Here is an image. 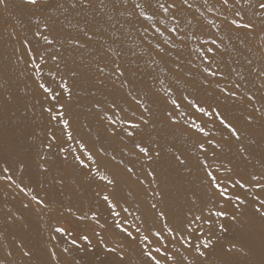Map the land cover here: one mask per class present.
Listing matches in <instances>:
<instances>
[{"label": "bare ground", "instance_id": "1", "mask_svg": "<svg viewBox=\"0 0 264 264\" xmlns=\"http://www.w3.org/2000/svg\"><path fill=\"white\" fill-rule=\"evenodd\" d=\"M201 1L188 0V5H191L188 7L182 3V0H126V2L121 0L115 5L113 0H105L106 8L95 5L93 10L83 12L65 11L64 8L59 7L64 0H51V6L44 11L26 6L22 0H8L7 8L0 6V169L3 167L12 169L13 179L18 183L22 180L25 185H30L34 189L33 194H38L49 204V207H41L36 211L32 201H21L20 196L16 192L13 193L10 187L3 189L0 185V264H148V258L142 254L145 245L153 250V254L157 255L158 259L161 255L154 252L156 246H166L174 255L179 250L178 259L185 255L193 259V255L185 251L181 244L175 241L168 242L170 237L167 232L163 233L165 240L159 241L150 231L160 230L163 223L150 208L152 203H156L158 209L166 212L169 224L174 226L190 208L198 210L199 202L195 206L191 203L194 195L205 199L211 197L212 203L208 205L209 207L218 200V196L208 189L204 180V171L197 161V157H203L198 150L197 142L207 138L190 130L189 125L184 123L185 120L198 118V122L206 123L207 130L213 133L218 143H221L222 150L206 145L209 147L208 154H212L213 151L217 153L215 160L208 156L209 164L212 166L210 170L215 172L217 166L230 162L235 172L228 174L221 169L216 173L218 177L232 175L248 181L252 174L264 172V119L256 113V123L248 126L245 117L251 108L247 107V102L225 105L222 98L217 99L214 88L205 89L200 86V73L193 68L194 64H200L197 50L201 48L204 39L198 40L199 36L202 37L203 33L207 32L210 35L208 39L223 37L225 45L234 46L230 48L229 59L240 61V64L233 63L232 67L242 70L247 81L252 82L245 83L247 88L258 97L253 103L259 106V98H264V92L259 90L261 81L254 78L250 71L252 66L246 64L245 58L251 59L255 67H260L264 60V33L260 32L261 17L258 15L260 0H251V5L244 6L247 18L254 20L258 25L256 32L251 34L231 31L223 22L220 13L227 15L230 20L234 8L226 10L219 0H207L208 7L201 5ZM170 3H176L177 10H170L165 14L160 5L167 6ZM137 4L144 5V11L154 15L155 27L164 31L165 36L169 35L167 30L175 24L172 15L179 19V36H173L172 41L178 44L177 47L173 48L170 43H165L164 37L155 32L153 22L145 20L140 15L141 9L136 7ZM84 17L92 21L93 28L99 34L96 40L89 43L82 52H73L71 46L67 45V40L70 36L77 35L81 40H86L79 32L84 26ZM37 19L41 24L46 19L52 23L50 32L46 34L64 42L65 48L68 49L64 54L70 64L72 60L77 63H87L90 65V74H93L96 72L97 63L103 66L107 62L102 58V53L110 45L115 51L123 53L124 63L132 69L127 74L132 82L131 87L121 90L118 95H114L111 82H108L107 87L95 90V97L90 95V91H86L89 85L86 82L82 83L79 88L74 89L76 98L71 102L69 110L76 121L74 127L77 139L82 138L97 157L98 163L102 166L101 171H105L106 167L110 173H115L117 184L115 189L112 187L111 190L109 189L108 194L119 201L121 210L127 207L134 213V218L125 213L121 216V222L127 223L129 229H133L132 225L136 227L138 224L145 232L142 231L141 235L135 234L134 236H137L135 241L113 227L114 217L103 201L97 198L86 201L82 195L73 192L78 185L85 187L84 189L88 187V190L94 188L95 184L105 187L103 182L95 183L76 166L60 164L58 161L54 162V170L51 174H40L39 164L42 162L40 154L51 155L42 146L44 137L41 133L45 121L33 114V112L38 113V109L32 111L25 109V104L31 107L34 103L31 97L25 96V86L34 87V85L28 78L31 71L28 70L26 74V64L19 60L24 54L20 41L23 37L33 39V32L37 30ZM212 21L220 25L221 31L217 32L210 26ZM40 30L43 31V28L41 27ZM113 31L122 43H113L116 39L112 37ZM238 36L243 38L245 43L241 44ZM157 43L166 49L165 53H159L155 47ZM58 46L59 44L54 45L49 50L55 51ZM94 49H99L100 54L93 51ZM175 63H180L183 70L177 72ZM224 70L228 71L227 68ZM188 71L193 73L192 77L186 75ZM161 80L164 81V87L172 88L175 93L173 98L179 99L188 95L206 104L221 103L222 110L228 118L243 130L242 142L247 147L248 159L245 160L239 153L238 142L224 139L229 134L218 122L194 114V110L186 101L181 100V110L188 115L178 116L180 125L171 126L164 116L166 110H171V105L165 103ZM129 91L137 98L145 99L154 113L155 127L144 128L142 137L150 147L159 145L162 151V157L152 165L157 172L156 182L140 183V180L146 178V173L141 170L139 163L136 164V176H131L123 165H117L111 160L113 154L117 159L123 157L126 164L129 160H134V156H124L122 152L123 149L130 150L132 145L127 139L122 141L110 137L95 110L89 111L94 100L101 101L107 107L113 99H116L124 109L120 116L127 115L133 118L132 112L136 111L138 117L140 111L132 97L127 95ZM179 111L174 114H178ZM37 136L40 138L37 139ZM251 140H255L256 144H250ZM101 147L108 155L99 153L98 149ZM177 155L186 159L187 164L179 165L175 160ZM69 159L71 160V157ZM21 164L24 165L23 173L18 170ZM188 168L192 171L189 172ZM54 176L63 178L64 183H57L53 179ZM157 184L160 185L159 189L156 188ZM153 189L162 191L163 200L159 195H152ZM230 191L234 190L230 188ZM258 191L254 187L251 188L248 195L249 203L242 208L244 216L240 224L221 221L229 227V231L216 232L214 237L218 238L216 248L207 254L206 260L201 258L203 264H221L224 258L223 251L232 245H236L237 249L243 248V251H234L228 258L234 259L237 264H258L264 253V220L255 213L252 203V196ZM24 204L30 206L25 208ZM225 204L230 211L234 210L231 204L227 202ZM92 213L97 214V224L90 218ZM81 215L87 216L88 219L78 220L77 217ZM137 216L141 219L137 220ZM69 225L74 227L70 231L71 236L58 234L54 230L56 227L66 228ZM97 233L100 235H96ZM82 235H88L92 243L89 245L81 239H77L80 247L70 243L71 239ZM143 235L149 236L151 245L140 239ZM100 236L104 237V243L108 247H115L117 252H108L104 243L100 242ZM47 247H51L55 252L54 259L48 253ZM65 248L69 251L64 252ZM120 250L129 252L123 262L119 258ZM25 252L31 255L26 256Z\"/></svg>", "mask_w": 264, "mask_h": 264}, {"label": "snow or ice", "instance_id": "2", "mask_svg": "<svg viewBox=\"0 0 264 264\" xmlns=\"http://www.w3.org/2000/svg\"><path fill=\"white\" fill-rule=\"evenodd\" d=\"M121 0H113V5L120 3ZM126 2V0H125ZM22 3L32 8H39L42 11L46 10L51 6V0H22ZM182 3L188 5V0H182ZM207 3V0H205ZM222 7L227 9H235L233 17L229 20L227 15L220 13L223 16V22L231 31L237 33L243 31L245 34L255 33L258 27L257 23L247 18V13L244 10L245 5H251V0H219ZM95 5H99L101 8H106L107 5L105 0H64L59 7L64 8L65 11L83 12L93 10ZM0 6L7 8L8 0H0ZM137 8L141 9L140 15L145 20L153 22V27L156 33L164 37L165 43H170L174 48L175 44L172 43L173 36H179L178 27L180 24L179 19L172 15V20L175 24L171 29L167 30L169 35L165 36L164 31L159 27H155L154 15L147 14L144 11V5L137 4ZM176 3H170L165 6L160 5V8L165 14H168L170 10H177ZM260 12L258 15L261 17L260 20V32L264 33V0H260L258 5ZM213 11V9H209ZM84 26L80 28L79 32L86 40H81L80 36H70L67 40V45L71 46V50L83 51L89 43L96 40L99 34L92 26V21L84 17ZM94 19V18H93ZM37 30L33 32V39L29 40L27 37L21 39V44L24 48V54L19 57V60L24 61L26 64V74L28 70L31 71V75L28 77L34 87L25 86V96L31 97L34 103L29 107L25 104L27 111L38 109L37 112H33L34 115H38L45 121L43 131L44 139L42 146L51 155L40 154L41 163L39 168L40 174H51L54 170V162L58 161L60 164L74 165L83 171L87 178L92 180L99 179L107 186H111L115 189L117 179L115 173H110L105 167V171H101V165L98 163L97 157L89 149L84 140L77 139L75 130V118L70 114V104L76 98L74 89L79 88L82 83H87L89 88L86 91H90V95L95 97L96 91L100 87H107L108 82H111L114 95H118L123 89L129 88L132 85L131 80L128 78V73L132 71L123 60V53L121 51H115L110 45L103 50L102 58L106 59V63L101 66L99 63L96 64V72L90 74V65L87 63H77L75 60L69 62L68 57L64 54L68 51L65 48V44L59 41L55 36L46 34L49 33L52 28V23L49 20L41 21L37 19ZM210 26L215 28L217 32L221 31L219 24L214 21L210 22ZM43 28V31L40 28ZM112 37H116V32L113 31ZM111 39V37H109ZM240 43H245L243 38L237 37ZM183 39V37H180ZM120 42L119 37L113 40V43ZM59 44L55 51H50L54 45ZM207 45V47H205ZM159 53H165L166 49L161 47L159 43L155 45ZM234 47L231 45H225L223 37L220 39L210 38L203 41L200 49L197 50L198 57L200 59L199 65H193L200 73L199 84L201 87L214 88L217 93V99H223L224 104H244L247 102V107L251 108L245 117L246 124L253 126L256 123V113H259L261 119H264V98H259V106L257 107L255 101L258 97L252 93L251 89L247 88L246 81L247 77L243 74L242 70H238L232 67V64H240L239 60L229 59L231 57L230 48ZM97 54H100L99 49H94ZM135 55V53H133ZM246 59V64L252 66L250 69L255 79L261 81L259 90L264 92V60H262L260 67H255L254 62ZM179 60V56H177ZM109 63L111 67L109 68ZM227 68L228 71L224 69ZM175 70L177 72L182 71L180 63H175ZM188 77H192L193 73L188 71L186 73ZM119 82V87H117ZM247 83H252L247 81ZM162 91L165 97V103H170L171 110H166L164 113L165 118L171 126L180 125L181 121L178 116H187L188 113L181 110V100L186 101L187 104L194 110V114H199V117H208L213 122L218 124L227 131L228 136L224 137L225 140L232 139L238 142V151L245 160L248 159L247 147L242 142L243 130L240 129L235 123H233L226 113L222 110L221 103L206 104L202 103L197 99H192L188 95L182 96L181 98H173L175 93L171 87H164V81L161 80ZM94 89V90H93ZM135 101L140 115L137 117L136 111L132 112V117L127 115L120 116L119 114L124 111L117 102L113 99L111 103L105 107L101 101L94 100L89 111L95 110L99 119L104 123L105 131L110 137H115L120 140L127 139L132 148L130 150L123 149L124 156H134V160H129L125 163L124 158L117 159L116 155L111 156V160L117 165H123L124 169L131 176H136V164L139 163L141 170L146 173V178L140 180L141 184L152 183L157 181V172L153 163L162 157V151L160 146L150 147L142 137L144 128L149 126L155 127L153 116L154 113L149 107L148 102L145 99L137 98L131 91L127 93ZM122 98V97H121ZM180 110L178 114H174ZM111 113V114H109ZM185 124L189 125L190 130H194L196 134L202 135L207 138L204 141H198L197 147L203 157H197L199 167L204 171V180L207 183L208 189L218 196V200L212 207L208 205L212 203L211 197L205 199L201 196H195L191 200L193 206L199 202L198 210L190 208L184 217L179 221L178 224L171 226L168 222V216L162 209H158L156 203H152L150 208L155 211V215L160 219L162 228L160 230L151 231V235L156 237L159 241H164V232H167L170 237L169 243L175 241L181 244L185 251L190 252L193 255V259H189L187 255L178 259L179 250L177 254H172L171 250L166 246H156L154 252L161 255L158 259L157 255L153 254V250H150L146 245L142 249V254L148 258V264H203V261L207 259V254L215 250L217 245L216 232L226 233L229 231V227L225 223L221 222L224 220L229 221L231 224H240L244 212L242 208L246 207L249 203L248 195L251 192V188L258 189V193L252 196V203L254 205V211L257 213L261 220H264V172L258 174H252L250 180L245 181L242 177H233L227 175L218 177L216 173L220 172L221 169L225 173L232 174L235 172V168L229 163H222L216 167L215 172L210 170L211 165L208 161V152L210 146L216 150H222L221 143H218L213 136V133L207 130V124L198 122V118L185 120ZM59 132V134H58ZM37 139L40 137L37 136ZM250 144H256L255 140H251ZM101 155H108L107 151L101 147L98 149ZM217 156L216 151L212 152V159L215 160ZM71 157V160L69 159ZM175 160L178 161L179 165L184 166L187 164V160L181 155L175 156ZM19 172H24V165H19ZM62 170V169H59ZM189 172L191 168L187 169ZM3 175H0V180L9 181L12 186L25 195H31V201L35 202L36 205L47 208L49 204L46 203L44 198H41L38 194H32L34 189L30 185H25L21 180L19 183L13 179L12 169L4 167L2 169ZM150 178V180H148ZM57 183L63 184V178L53 177ZM156 188L159 189L160 185L157 184ZM230 188L234 191H230ZM242 190V191H240ZM97 195H101L97 193ZM152 195L161 197L163 200L162 191L152 190ZM102 201L107 205L110 214L114 217L113 227L118 229L121 233L125 234L130 240H137V236L133 235L132 231H129L127 227L121 222V211H117L120 207L119 201L113 196L107 193L101 195ZM219 201H225L232 205L233 211H230L226 207L225 203ZM29 204H24L25 208H28ZM71 211V209H69ZM123 213H129L127 207L122 208ZM92 220L98 221L96 213H92ZM78 220L88 219L87 216L81 215L77 217ZM137 220L141 217L137 216ZM103 227V226H102ZM55 232L58 234H67L69 236L72 233L65 227H56ZM142 228L139 226L135 227V232L140 234ZM96 235H100L97 233ZM77 239L88 242L90 245L92 242L88 235H83L78 238L71 239L70 243L74 246L80 247L77 244ZM141 240L147 241L148 245L152 244L148 235L140 237ZM100 242L104 243V237L100 236ZM106 250L110 253H116L115 247H108L104 243ZM69 249L65 248L64 252H68ZM234 251H243V248L237 249L236 245H232L226 248L222 255L223 259L221 264H237V261L230 259ZM25 255H31L29 252H25ZM51 255L55 257V252ZM120 261L125 260L124 254L119 253ZM258 264H264V253Z\"/></svg>", "mask_w": 264, "mask_h": 264}, {"label": "rangeland", "instance_id": "3", "mask_svg": "<svg viewBox=\"0 0 264 264\" xmlns=\"http://www.w3.org/2000/svg\"><path fill=\"white\" fill-rule=\"evenodd\" d=\"M201 5H204V6H209V4H208V1H207V3H205V0H202L201 1ZM246 6V5H245ZM210 37V35L207 33V32H204L203 33V36L201 37V36H199V38H198V40H202V38L204 39V40H206V39H208ZM195 42V41H194ZM191 43H193V41L191 42ZM178 46V44L176 43L175 44V47H177ZM207 129H208V126H207ZM209 129H210V127H209ZM208 156L210 157V158H212V154L211 153H209L208 154ZM4 168V167H3ZM3 168H1L0 169V175H3V172H2V169ZM65 181V180H64ZM93 182H99V179H95V180H92ZM0 185H2V188L3 189H5V188H9L13 193H15L16 192V194H18L19 196H20V200L21 201H31V195H25V194H23V193H21L20 191H19V189H16L14 186H12L11 184H10V182L9 181H6V180H0ZM105 185V184H104ZM105 187H109L108 189H106ZM105 187H99V186H97V184H95V187L94 188H90L89 190H88V187L86 188V189H84L83 188V186H81V185H78L77 187H75L74 188V190H73V192H75V193H77V194H80V195H82V197L86 200V201H93V199L94 198H97V200H101L102 201V199H101V195H103V194H105V193H107L108 194V191H109V189L111 190V186H105ZM97 193H100L101 195H97ZM149 193H151V191L149 192ZM33 194V193H32ZM189 194V193H188ZM110 195V194H109ZM153 197V196H152ZM151 197V198H152ZM218 199V198H217ZM153 201V200H152ZM32 205L34 206V210H36V211H38L41 207L39 206L38 207V205H36L35 204V202H33L32 201ZM220 203H225V201H220ZM198 204V203H197ZM117 211H121V216H124L125 215V213H123L122 212V210L120 209V207H118L117 208ZM129 213L130 214H128L131 218H134L133 217V215H134V213L132 212V211H129ZM16 215V214H15ZM117 219H121V217H119V218H117ZM123 223V222H122ZM96 224H97V221H96ZM125 224V227H127L128 228V226H127V223H124ZM137 226H138V224H137ZM69 227H71V225H69L68 227L66 226V229H68L69 231H71V229L72 228H74L73 226L69 229ZM132 228L133 229H129L128 228V230L129 231H132L133 232V235H135V234H137L136 232H135V226L134 225H132ZM143 233H145L144 231H143ZM138 235H141V233L140 234H138ZM83 236V235H82ZM146 246V245H145ZM144 246V247H145ZM47 251H48V253L51 255V253L53 252L52 251V249H51V247H47ZM120 253H121V250H120ZM123 254H124V256L125 255H127V254H129V252L128 251H126V252H122ZM52 256V255H51ZM52 259H54L53 258V256L51 257ZM56 260V259H55Z\"/></svg>", "mask_w": 264, "mask_h": 264}]
</instances>
